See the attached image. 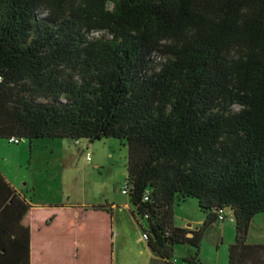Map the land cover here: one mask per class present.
I'll list each match as a JSON object with an SVG mask.
<instances>
[{
  "label": "trees",
  "instance_id": "1",
  "mask_svg": "<svg viewBox=\"0 0 264 264\" xmlns=\"http://www.w3.org/2000/svg\"><path fill=\"white\" fill-rule=\"evenodd\" d=\"M12 136L119 138L126 194L154 252L175 264L187 244L183 259L203 264V235L230 212L228 264H264V243L248 241L264 214V0H0V137ZM5 177L0 264H17L18 243L4 240L12 212L28 213ZM190 197L206 213L197 229L174 223ZM85 210L87 220L105 212L111 228L107 203Z\"/></svg>",
  "mask_w": 264,
  "mask_h": 264
},
{
  "label": "rangeland",
  "instance_id": "2",
  "mask_svg": "<svg viewBox=\"0 0 264 264\" xmlns=\"http://www.w3.org/2000/svg\"><path fill=\"white\" fill-rule=\"evenodd\" d=\"M110 7L112 5L110 4ZM39 16H43L41 11ZM102 32H94L90 37H99ZM156 56L154 64L163 62L166 57ZM38 102H50L42 96L33 97ZM236 104L234 110H239ZM89 153L91 160L87 159ZM128 146L119 138L104 137L90 141L64 138L39 137L22 139L13 143L0 137V171L22 194L34 202L51 201L73 205H98L109 201L121 205L129 201L122 189L128 175ZM234 215L228 212L224 222L211 226L203 235L200 257L204 264H228L229 245L235 241L236 223ZM206 213L198 199L190 197L175 205V225L187 228L199 227ZM146 221L145 218H141ZM140 219V220H141ZM192 222L193 225H187ZM145 226L147 224L143 223ZM197 229V228H196ZM248 241L264 243V214L253 217ZM176 247L175 253H190L194 247Z\"/></svg>",
  "mask_w": 264,
  "mask_h": 264
},
{
  "label": "crops",
  "instance_id": "3",
  "mask_svg": "<svg viewBox=\"0 0 264 264\" xmlns=\"http://www.w3.org/2000/svg\"><path fill=\"white\" fill-rule=\"evenodd\" d=\"M5 178L15 190L16 198L21 201L19 207L22 214L23 210L28 213L26 219H18L20 215L12 212L11 216L14 219L9 231L12 237L4 240V244L18 243V248L14 250L17 255L13 256L18 258L17 264H169L150 248L148 239L143 235L144 231L135 219L133 210L136 207L130 199L121 205L104 202L112 207L110 228L109 223L103 221L106 219L102 218L107 216L105 212L91 214L93 217L101 218L94 220L84 218L87 211L85 209L95 204L34 202L26 194L19 192L7 177ZM80 207L85 208L81 210ZM141 223L146 224V221L141 219ZM191 224L193 225L192 222L187 223ZM196 228L198 227L193 225L192 229ZM15 238L17 240H14ZM27 239L28 249L24 245ZM177 246L189 248L187 244ZM13 249L14 246L10 247V251ZM3 252L7 253L5 248ZM185 252H182L181 256L175 253L173 262L188 264L183 257L190 252ZM90 256L97 260H92ZM200 261L203 263L202 259Z\"/></svg>",
  "mask_w": 264,
  "mask_h": 264
},
{
  "label": "built area",
  "instance_id": "4",
  "mask_svg": "<svg viewBox=\"0 0 264 264\" xmlns=\"http://www.w3.org/2000/svg\"><path fill=\"white\" fill-rule=\"evenodd\" d=\"M9 140H10L11 142H15V143L20 142V138L15 137V136L10 137ZM88 159H90V156H88ZM128 190H129L128 185H126V186L122 189V191H123L124 193H128ZM220 217L222 218V216H220ZM143 235H144L145 238H147V234L144 233Z\"/></svg>",
  "mask_w": 264,
  "mask_h": 264
},
{
  "label": "water",
  "instance_id": "5",
  "mask_svg": "<svg viewBox=\"0 0 264 264\" xmlns=\"http://www.w3.org/2000/svg\"><path fill=\"white\" fill-rule=\"evenodd\" d=\"M189 235H192V233H190Z\"/></svg>",
  "mask_w": 264,
  "mask_h": 264
}]
</instances>
